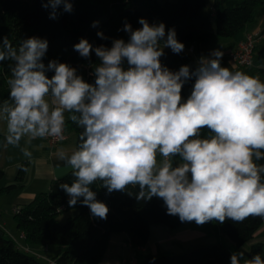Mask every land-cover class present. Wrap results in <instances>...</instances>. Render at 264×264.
Returning a JSON list of instances; mask_svg holds the SVG:
<instances>
[{
    "label": "clouds",
    "instance_id": "clouds-1",
    "mask_svg": "<svg viewBox=\"0 0 264 264\" xmlns=\"http://www.w3.org/2000/svg\"><path fill=\"white\" fill-rule=\"evenodd\" d=\"M41 4L53 20L61 6L73 11L72 0ZM138 23L133 29L125 21L127 40L113 38L110 46L94 47L86 38L73 45L80 57H97L92 83L67 63L45 64L47 39L33 36L13 46L7 36L0 38V64L10 62L9 96L0 103L6 142L18 146L25 136L63 141L68 113L82 131L70 152L57 151L73 177L59 188L70 208L79 203L94 218L106 220L109 212L92 190L97 181L108 194L127 192L137 202L160 199L166 214L182 223L264 218V163H257L264 161V81L222 66L219 49L194 68L173 71L161 58L165 49H185L175 28L145 18ZM98 25L93 21L92 27ZM97 36L109 39L102 31ZM189 81L194 83L184 100ZM130 186L138 191H127ZM230 264H264V257L234 252Z\"/></svg>",
    "mask_w": 264,
    "mask_h": 264
},
{
    "label": "trees",
    "instance_id": "trees-1",
    "mask_svg": "<svg viewBox=\"0 0 264 264\" xmlns=\"http://www.w3.org/2000/svg\"><path fill=\"white\" fill-rule=\"evenodd\" d=\"M72 0L73 11L58 10V19L49 18V10L42 7L41 0H0V38L7 36L13 46L20 40L29 37L47 39L48 51L44 63L49 60L67 63L77 69L85 81L94 82L90 73L99 63L93 53L86 60L73 50V45L81 38H86L94 47L101 44L111 45L113 38L127 40L128 34L121 29L125 21L133 29L141 27L139 18L149 23L163 22L167 29L175 28L177 39L184 44L208 42L214 35L241 40L246 25L254 18L256 7L263 0H213L211 13L204 14L205 0ZM93 21H99L98 27H92ZM102 31L108 40L97 36ZM162 63L171 70L177 71L182 65L196 66L191 53L183 51L174 54L165 49ZM9 61L0 64V103L8 99L10 78ZM47 75L51 77L52 72ZM194 81L186 83L182 89V97L186 100ZM76 135V144L82 129L68 120ZM67 126V123H66ZM204 136L210 135L204 129ZM257 163H264L258 161ZM71 171L53 179L47 191H41L26 205L18 208L13 217L16 229L20 231L27 245L59 246L61 250L50 259L54 264H101L107 249L110 235L125 232L129 243L134 247L147 244L151 226L164 224L170 228H179L184 223L176 216L166 214L163 201L153 198L149 202L130 197L127 192L108 194L97 181L92 190L97 199L108 208L106 220L94 218L90 210L79 203L75 207L68 206V197L59 188L61 183L71 184ZM25 172V164H21L15 181L0 187V193H9L20 185ZM4 172L0 168V180ZM133 193L138 188L129 187ZM68 210H76L75 215L60 222L58 216ZM262 217L250 216L243 222L226 220L223 224L212 221L218 230L229 239L223 241L194 245L187 250L148 254L136 264H230V256L251 240L254 233L263 223ZM29 250L22 249L16 241L8 237L0 227V264H49L40 261ZM264 251L262 243L250 246L248 257Z\"/></svg>",
    "mask_w": 264,
    "mask_h": 264
},
{
    "label": "crops",
    "instance_id": "crops-1",
    "mask_svg": "<svg viewBox=\"0 0 264 264\" xmlns=\"http://www.w3.org/2000/svg\"><path fill=\"white\" fill-rule=\"evenodd\" d=\"M205 1L210 8V13L205 11L203 13L206 15L210 14L213 20L214 15L211 13L213 0ZM246 31H254L257 34L264 35V0L256 7L254 18L246 25L245 32ZM236 43V39L214 35L208 42L184 44V50L191 53L197 62L200 57L209 56L213 50L219 49L224 53L221 61L222 66L229 67L233 71H242L264 81V36L256 42L254 48V64L247 69L239 68L226 54L227 50L234 47ZM65 116L67 123L65 140L57 143H50L46 138L32 139L25 136L20 140L18 146H13L6 142V121L0 120V168H2L4 172L3 178L0 180V187L14 182L21 164H25L24 177L20 185L9 193H0V227L3 228L8 237H11L15 241V237H17L24 245H26L24 236L16 229L13 217L14 210L28 204L37 193L47 191L53 179L71 170V168L63 161L59 160L56 155L59 149L70 152L76 146V135L68 123L69 119H67L69 114L65 113ZM24 149H27L31 153L30 157L24 155ZM153 231L158 237V241L161 243L167 242L168 240H175L188 245L191 244L189 247L226 239V236L218 230L213 222L206 223L202 226L196 225L195 222H185L176 229L168 228V226L164 224H154L151 226L149 237ZM257 242L262 243L264 246V219L262 225L254 233L251 240L240 249V252L245 254V258H249V248L252 244ZM148 243L149 242L143 247L134 248L129 243L128 235L125 232H117L110 235L107 249H116V246L120 247L123 245L125 249H131L132 253L129 256L122 254L118 255L116 264H122L123 258L131 259L133 257L136 259L137 263L148 254H154L152 252L146 253ZM229 243L230 241H228L227 244ZM17 244L19 245V243ZM28 248L30 249V246H28ZM28 248L27 250H29ZM44 249H46V246ZM35 250L39 256L43 257L38 253L37 249ZM55 250L59 252L61 247L58 246ZM261 255L264 257V251ZM46 258L48 259L49 257Z\"/></svg>",
    "mask_w": 264,
    "mask_h": 264
},
{
    "label": "rangeland",
    "instance_id": "rangeland-1",
    "mask_svg": "<svg viewBox=\"0 0 264 264\" xmlns=\"http://www.w3.org/2000/svg\"><path fill=\"white\" fill-rule=\"evenodd\" d=\"M161 2H163L162 0H160ZM172 1V0H170ZM207 12V13H210V8L209 6L206 4L205 7H204V10L203 12ZM212 22L215 24V22L212 20ZM159 159V157H158ZM76 213V210H68L66 212H63L61 213L59 216H58V219L60 222H64L67 217L69 216H72V215H75ZM169 228V227H168ZM171 229H174V228H171ZM18 234V233H17ZM226 239L223 240V243L224 244H227L229 239H227V237H225ZM17 243H19V245H21V248L24 249V248H28V246H30V249H29V253L30 254H33L38 260L40 261H46V257H51L53 254H55L56 252V248L58 246H46V249H44L45 246L43 245H24L22 244V242L20 240H18L17 237H15ZM148 249L146 251V253H149V252H152V253H158V252H175V253H180V252H183L185 250H187L188 248H190L189 246L191 244H186V243H181V242H177L175 240H168L167 242H163L161 243L160 241H158V237L155 235L154 231L152 232V234L150 235L149 237V241H148ZM213 242H219V240H215ZM212 243V242H210ZM188 247V248H187ZM38 250V253H40L43 257L39 256V254H37L36 250ZM132 253V250L131 249H125V247L122 246H116V249H106L105 251V255H104V258L102 259L101 261V264H116V260L118 259V255L122 254V255H126V256H129L131 255ZM147 255V254H145ZM131 259H135L134 257L131 258ZM140 259V257H139ZM141 261V260H140Z\"/></svg>",
    "mask_w": 264,
    "mask_h": 264
},
{
    "label": "built area",
    "instance_id": "built-area-1",
    "mask_svg": "<svg viewBox=\"0 0 264 264\" xmlns=\"http://www.w3.org/2000/svg\"><path fill=\"white\" fill-rule=\"evenodd\" d=\"M264 35L257 34L254 31H246L241 40L237 41L236 45L227 50V56L239 67V68H250L254 64V48L258 40ZM50 143L60 142L52 137H45ZM66 139V124L64 130V140ZM18 209H15L17 211ZM21 247L20 245H18ZM27 250V248H24ZM49 264H54L50 258L46 259ZM122 264H136V259H122Z\"/></svg>",
    "mask_w": 264,
    "mask_h": 264
}]
</instances>
